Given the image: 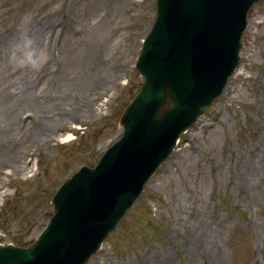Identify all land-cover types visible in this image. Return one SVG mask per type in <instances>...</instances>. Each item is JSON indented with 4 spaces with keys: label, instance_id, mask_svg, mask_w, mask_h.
<instances>
[{
    "label": "rangeland",
    "instance_id": "374dc122",
    "mask_svg": "<svg viewBox=\"0 0 264 264\" xmlns=\"http://www.w3.org/2000/svg\"><path fill=\"white\" fill-rule=\"evenodd\" d=\"M60 1L66 12L53 41L44 29ZM154 15L155 0H0V38L24 30L0 62V128H17L30 110L75 113L26 119L17 134L0 135L1 244L32 242L59 185L119 137L120 115L142 82L134 62ZM248 16L242 58L222 93L181 134L86 264H264V156L256 157L264 146V0ZM33 31L39 45L28 43ZM24 71L32 86L25 95L12 87ZM241 163L252 184L245 179L238 197ZM200 226L207 235L193 251Z\"/></svg>",
    "mask_w": 264,
    "mask_h": 264
},
{
    "label": "water",
    "instance_id": "95a60500",
    "mask_svg": "<svg viewBox=\"0 0 264 264\" xmlns=\"http://www.w3.org/2000/svg\"><path fill=\"white\" fill-rule=\"evenodd\" d=\"M254 1L158 0L136 64L145 80L120 118L122 136L94 169L83 166L60 186L53 213L31 244L0 245V264L87 261L180 133L220 93L237 63L239 32Z\"/></svg>",
    "mask_w": 264,
    "mask_h": 264
},
{
    "label": "bare ground",
    "instance_id": "6f19581e",
    "mask_svg": "<svg viewBox=\"0 0 264 264\" xmlns=\"http://www.w3.org/2000/svg\"><path fill=\"white\" fill-rule=\"evenodd\" d=\"M44 32H45V35L51 34V36H52V34H53V30L48 25L46 26ZM33 33H31V35L33 34L32 37L28 38V43L31 42L34 39L35 44L39 45L38 39H39V36H40V32L36 33L35 31H33ZM23 36H24V30L21 27V28H17V29L12 30L10 33H7V34H5L4 36H2L0 38V62H1L2 59H8L9 58V56H10V51H9L10 42L15 40V39H19L20 37H23ZM21 55L22 54H19L17 56L14 55V58L17 60V59H19L21 57ZM101 64H102V66H106V63H101ZM23 67L24 68L26 67L25 62H23L19 66V68H23ZM16 79H18V81L22 80V83L21 84H13L12 85L13 89L17 88L18 92H22L23 95H25L28 92V90H30L31 87H32L30 84H28L30 82H29V78H28L27 73L25 71L22 72L21 74L18 75V77ZM7 93H10V89L9 88H6L4 90V93H2V95L7 94ZM65 111L67 112V110H65ZM66 112H64V113H66ZM66 114L67 115H65V114L58 115L57 118L65 119V117H67L70 114H73V117L75 116V113H70V111L68 113H66ZM53 118H55V116ZM45 119L46 118H43L40 122L43 123V121ZM15 126H16V123H15ZM15 126H14V122H10L6 126L0 128V135L2 137L1 138L2 141H4L5 137H7V135L8 136L9 135L13 136V135H15V134H17L19 132L18 131L19 129L16 128ZM259 150L260 151L256 154L257 158H260L262 155L264 156V146L259 148ZM259 155H260V157H259ZM241 164H242V167H243L242 178L244 177L243 178L244 182H243L241 177H240V179L242 180V187L244 188V186L248 187L246 182H245V179L248 181L249 184H252V183H251V180L249 178L251 176H250L248 168L245 166V164H243V163H241ZM244 192H245V194H247V192H248L247 189H245ZM211 229H212L211 225H208L207 231H209ZM197 235H198L197 238H194V239L192 238V240H193V244H192L193 245V247H192L193 249L192 250L193 251L196 250V249L199 250V248L202 247V245H200V241L198 240V238L199 239H204L205 235H207L206 234V229H202L201 226L198 227ZM206 240H209V237ZM170 241L177 242V239L175 240L174 237H171ZM173 245H174V243H173ZM187 249H189V248H187ZM215 257H216V255H213V258H215Z\"/></svg>",
    "mask_w": 264,
    "mask_h": 264
}]
</instances>
